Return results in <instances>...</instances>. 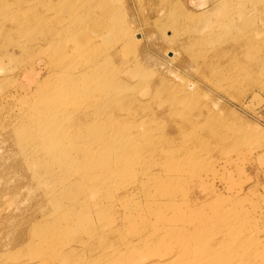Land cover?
I'll return each mask as SVG.
<instances>
[{"label": "rangeland", "instance_id": "1", "mask_svg": "<svg viewBox=\"0 0 264 264\" xmlns=\"http://www.w3.org/2000/svg\"><path fill=\"white\" fill-rule=\"evenodd\" d=\"M87 1L0 0V23L10 29L0 24V264H264V22L257 5L244 9L239 26L222 28L244 0H176L167 18V0H90L91 21ZM98 4L105 40L129 46L109 63L137 73L101 78L93 68L95 85H118L108 93L116 101L106 90L80 100L79 110L103 130L92 138L97 154L120 144L134 164L128 174L109 170L103 183L102 169L70 165L61 150L69 141L56 146L31 128L51 102L45 92L63 83L71 65L94 60L113 68L104 67L114 44L97 35ZM63 39L71 40L69 56L55 65L50 44ZM69 122L60 121L59 131L75 134L86 150V131ZM61 193L63 209H56L50 200Z\"/></svg>", "mask_w": 264, "mask_h": 264}, {"label": "bare ground", "instance_id": "2", "mask_svg": "<svg viewBox=\"0 0 264 264\" xmlns=\"http://www.w3.org/2000/svg\"><path fill=\"white\" fill-rule=\"evenodd\" d=\"M244 1H245L244 3L239 4L238 6H236L235 9H233L232 14H231V17L233 18V20L224 21L223 25L221 26L222 28L229 27V26H231L230 24H235L236 26H239L238 23H239L240 20H238V19L241 18V13H243L244 9L247 8L249 5H257L258 10H259L258 15H260L261 21L264 22V6L262 5L264 0H244ZM94 5L95 4L91 3V1L89 0V1L86 2L85 8H83V11L84 10L86 11V15L88 16V20L89 21H91L93 16H94L93 14H90L91 13L90 10H91V8ZM176 5H177V1L176 0H167L163 4L162 9H163V13L165 14L164 15L165 18H167L168 16H171V14L173 13L174 8H175ZM97 9L101 13V14H99V20H98V17H95L96 25H97L96 29L98 31L97 35L101 37L102 42H103V41H106L104 36H105L106 32L108 31V23L105 20V18H106L105 11L101 12L100 4H98V8ZM237 14H238V18L236 20L235 17L237 16ZM255 17H257V16H254L252 20H249L252 24H255L257 22ZM4 21L2 20L1 23H0V24H2V29H1L2 31H6L7 30L6 27H5V22ZM173 24H176L175 21H174ZM173 24H170V26L174 30H178V27L174 26ZM240 25L241 26L244 25V21H241ZM9 30L10 29L7 30L8 34H9ZM242 32L245 33L244 30ZM10 33H14V31L13 32L10 31ZM49 39L52 40V38H49ZM63 40H65L64 44L63 43H57L55 45H53L52 43L50 44L49 53L51 54V60H52L53 63H55V65H58L57 63L61 64L62 59L64 57H68L69 56V54H65L64 52L66 50V53H68L66 47H67V43L69 41H71V40H69V39H63ZM15 41H13V42H15ZM111 42H112V38H109L108 41H106L107 44H104L105 46L114 44L112 46H109L110 48L108 50L105 49L107 51L105 53L106 55H105L104 61H106V60L107 61H106V65H104V67L105 68L106 67H113V68L108 69V70L103 69L102 68L103 65L100 62H96L94 60L91 61V64H87V63L84 62L82 64L78 63L77 65H75L73 67L71 65L70 69L72 71L70 70L69 73L66 72V75H65V73L62 72L63 74L61 76H64V78H65V80H63V83L60 84V85L58 84L56 86H53L51 89H47V91L45 92V95H46L45 99H47V98L51 99V102H46L48 104V109L41 108L44 111L43 113L40 112L41 109H38V111L36 109L33 110V112H35V113H41V121L39 122V124L34 123L33 126L31 127L33 132H35L36 134H39L41 138L46 136V137H50L52 139L54 137L55 140L54 139L53 140H54L55 143L57 142V139H60V141L62 143H63V139L64 140L66 139V142L69 141V143L71 145L70 148L65 147V148H63L61 150H63L62 152L67 151V153L65 155H66V158L69 161L70 165L76 166L77 168L78 167L79 168L82 167L84 170L90 171V172H91V170L96 171L98 169H102L100 174H99L100 175L99 178H100L101 182L102 181L105 182L107 180L106 173L109 170L112 169L113 171H115V174L116 173L128 174L130 172V170L132 168V164H133V162H131L130 160H127V158L124 155V153H122L124 148L120 144H118L117 146H114V145L112 146V144L109 143V146L105 147V149H103V151H101V152H99L97 154V152L94 150V148H92V146H93L92 144H93V141L95 142L96 139L103 134V130L102 129L100 130V127L96 126L95 122H97V121L94 118H92V116L88 115L87 111H80L79 110V108H81L80 100L82 99V97L87 98V96L88 95L90 96L91 94H93L94 96H96V95L97 96L98 95L99 96H103L104 90H106L105 94L108 95V93L111 92L110 90H116L117 89L118 85L117 84H113V83L111 84L112 88H110L109 90L108 89H103L102 85L100 83H99V85H95L96 83H94V79H91V75H90V72L92 74L93 68L95 70H98V73L101 75V78L114 76L115 74H118L119 76L121 74V75L125 76V79H132V78L134 79V78L137 77L136 76L137 73L134 71V69L130 70L131 69L130 66H124V67L117 66V67H114V64H112V63L110 64L109 63V59L108 58L117 57V56L125 53L128 50V48H129V46L126 43H124V42L120 43L121 45L119 44L120 47H118V45H117L118 43H111ZM15 44H17V43H15ZM29 44H30V42H29ZM45 45H47V44H45ZM23 52H25V51H23ZM99 52H101V50ZM246 54L249 55V57L250 56H252V57H256L257 56L256 54H254V53H252L250 51L244 53V55H246ZM65 61L68 62L69 59H65ZM100 65H101V67H100ZM101 71H102V73H101ZM2 87L3 86L0 85V90H1ZM44 90H42V91H44ZM164 91H167V90H164ZM43 95H44V92H43ZM112 95L113 94H109L107 97H109L111 103H114L116 101V99ZM151 101L152 102H156L159 105H164V102L162 101L161 97H157V98H154V99L152 97ZM172 103L173 104H182L178 100H173ZM27 114H29V112H26L25 115H27ZM171 115H173L172 112H171ZM108 116H111V114H108ZM43 117H44V119H43ZM64 119L67 120V121H70L69 123H72L74 125L78 124L80 126V128H78L79 133L80 132L83 133L84 131H86V139L85 140L88 143L87 144L88 147H86V150L82 149V147H80V146H78L76 144L77 136L75 134H72L70 136V135L64 134L63 132L59 131V127H60V125H59L60 123L59 122L64 120ZM85 122H89V127H87L86 129H84L82 127V125ZM27 131L30 133L31 129L29 128ZM92 138H93V141H92ZM56 146H57V143H56ZM61 146H62V144H61ZM42 149L44 151L50 152L51 151V146L49 144H46V145H43ZM50 154H51V152H50ZM139 160H140V158H139ZM136 163H138V162H136ZM101 174H104V176H102ZM66 196H67L66 194H62V193L61 194H57L56 196L52 197V199L50 200V204L56 209L60 205L62 207V209H63L62 203H64V200H65ZM168 202H170V201H168ZM148 205H150V204L147 203L146 206H148ZM162 205H164V204H162ZM169 205L173 206V203H169ZM42 209H44V208H42ZM42 209L40 211H42ZM84 211H85V209L83 210V212ZM39 215H41V214H39ZM164 217H167V216H164ZM189 219H191V218L189 217ZM194 222H192V223H194ZM88 231L89 230H87V232ZM149 231H150V229H149ZM163 232H165V231H163ZM148 233H150V232H148ZM144 236H145V234H144ZM146 236H147V234H146ZM75 242H77V241H75ZM43 245H41V246H43ZM50 245H49V247H50ZM65 246H66V244H65ZM51 247H50V249H51ZM43 248H44V246H43ZM72 251H73V249H72ZM151 255H153V254H151ZM36 257H37V255H36ZM62 257H64V256H62ZM65 258H66V256H65ZM90 263H91V260H90Z\"/></svg>", "mask_w": 264, "mask_h": 264}]
</instances>
